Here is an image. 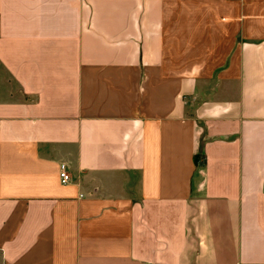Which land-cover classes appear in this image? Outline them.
I'll return each instance as SVG.
<instances>
[{
	"label": "crops",
	"instance_id": "obj_1",
	"mask_svg": "<svg viewBox=\"0 0 264 264\" xmlns=\"http://www.w3.org/2000/svg\"><path fill=\"white\" fill-rule=\"evenodd\" d=\"M0 264H264V0H0Z\"/></svg>",
	"mask_w": 264,
	"mask_h": 264
},
{
	"label": "built area",
	"instance_id": "obj_2",
	"mask_svg": "<svg viewBox=\"0 0 264 264\" xmlns=\"http://www.w3.org/2000/svg\"><path fill=\"white\" fill-rule=\"evenodd\" d=\"M59 177L62 184H67L70 182V177L67 174V168L65 167V165L60 166Z\"/></svg>",
	"mask_w": 264,
	"mask_h": 264
}]
</instances>
